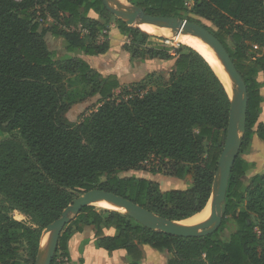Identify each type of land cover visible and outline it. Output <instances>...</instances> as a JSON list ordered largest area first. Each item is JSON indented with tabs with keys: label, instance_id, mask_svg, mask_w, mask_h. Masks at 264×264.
Wrapping results in <instances>:
<instances>
[{
	"label": "trees",
	"instance_id": "trees-1",
	"mask_svg": "<svg viewBox=\"0 0 264 264\" xmlns=\"http://www.w3.org/2000/svg\"><path fill=\"white\" fill-rule=\"evenodd\" d=\"M125 1L151 16L201 25L191 14L210 21L217 31L204 27L224 46L245 83V132L225 213L215 233L179 238L117 211L85 207L63 228L50 264L58 258L69 262L68 241L85 226L95 229V248L109 255L124 250V264H140L141 245L171 255L167 264H264V170L246 183L255 164L241 158L255 135L264 144L257 81L264 77V56L253 48L264 42V0H193L189 9L186 0ZM90 12L98 20L89 18ZM110 17L101 0H0V264H35L42 231L86 191L113 193L175 222L200 213L211 196L230 113L223 84L194 50L186 46L184 53L116 19L118 32L129 39L123 48L131 59L175 60L170 84L151 74L135 94L124 92L115 76L102 77L78 57L107 50L106 43L94 41L107 31ZM47 35L62 38L65 52L75 58L55 60ZM67 75H75L80 86L60 93ZM87 98H96L95 111L71 124L68 109ZM127 171L172 177L189 187L163 192L148 179L118 176ZM13 212L28 217L31 226ZM228 225L234 230L224 239L220 232ZM109 228L113 236L104 235Z\"/></svg>",
	"mask_w": 264,
	"mask_h": 264
},
{
	"label": "water",
	"instance_id": "water-1",
	"mask_svg": "<svg viewBox=\"0 0 264 264\" xmlns=\"http://www.w3.org/2000/svg\"><path fill=\"white\" fill-rule=\"evenodd\" d=\"M103 7L116 19L123 21L128 27L141 30V22H151L169 30H182L183 33L190 34L204 42L217 56L223 65L225 72L229 75L234 85L231 91L230 113L226 129L225 139L221 154L218 159L217 170L214 177L210 201L211 218L203 223L187 226L180 222L169 221L154 213L138 206L127 199L117 196L110 192L99 189L86 191L72 201L70 205L62 212L59 219L48 225L44 232L50 235L49 241L43 249V255L39 252L35 264H50L56 251L58 239L63 228L77 216L83 208L92 206L95 202H105L120 210V213L128 216L141 226L151 230L159 231L166 235L179 238H200L215 233L221 223L225 213V196L230 174L234 163L240 155L242 135L245 132L247 93L246 86L236 67L231 60L228 52L221 42L204 26L195 22L185 21L176 17L166 18L160 16H151L143 12L137 6L129 3L128 10L115 8L111 0H101ZM126 2V1H125ZM169 44L168 40H164ZM207 202V204H208ZM206 204V205H207ZM119 212V211H118ZM42 233V234H43ZM42 236V235H41Z\"/></svg>",
	"mask_w": 264,
	"mask_h": 264
},
{
	"label": "rangeland",
	"instance_id": "rangeland-1",
	"mask_svg": "<svg viewBox=\"0 0 264 264\" xmlns=\"http://www.w3.org/2000/svg\"><path fill=\"white\" fill-rule=\"evenodd\" d=\"M17 2L21 1V0H16ZM131 8V7H129ZM97 16V15H96ZM113 16V15H112ZM189 18H192L193 20H196L198 22H200V24L202 26H205L207 28H211L213 31H217V28L208 20L204 19V18H200L197 17L195 15H188ZM98 17V16H97ZM185 21H188L187 19H184ZM100 22L103 23V21H101L99 19ZM115 21L116 18L110 17L109 18V24H108V29L107 31L114 32L116 34V32H118L116 25H115ZM45 24H51L50 20H47ZM113 28V29H110ZM113 30V31H111ZM106 33H101L97 36V38L95 39L94 43L95 44H99V45H103L106 43L105 37H109L110 35H105ZM115 34H111V38L112 40L115 39L116 35ZM157 38H153L155 40H168L169 44H171L172 46H174L176 49H181L184 53H188V51L185 49V45L176 42L175 40L171 39V38H163V37H159L156 36ZM46 42L48 45V48L50 49V51L53 53V58L57 61H66L68 59H72L75 58L76 55H71V54H67L64 50V46H65V42L62 38H56V37H52L51 35H47L46 36ZM225 43L227 45L230 46V41L229 39L225 40ZM182 47V48H181ZM188 48V47H187ZM248 62V61H247ZM174 63L175 60H169V61H162L160 67L158 65H151V64H144V65H138V67H135L134 70L130 73L129 76H127L126 78H123L124 81L127 82H135V81H140L142 75L145 72H151L154 71L156 72L155 74H153L154 76L158 77L160 79V84H170L171 80H172V71L174 69ZM243 64H247L246 62H241ZM147 79L144 82L141 83H136V84H131V85H125L123 86V90H125L124 92H128L130 94H135L137 89V86H142L144 83L146 84ZM159 84V82L157 81L156 84H152V85H147L146 86V90H149L151 88H153L155 85ZM80 86V81L78 80V78L75 75H67L65 82L62 84V86H60V93H64L66 91H68L69 89H74V88H78ZM144 86V85H143ZM119 92H115L114 97L117 98L119 96ZM96 109V98H87L82 102L76 103L74 105H72L67 113L65 114V117L71 122V124L76 125L79 122L82 121L83 118L89 116L91 113H93ZM203 145L205 146V142L203 143ZM241 158H243L244 160H246L249 163H254L255 167L251 168L244 176L243 180L247 183L248 180L254 176L255 174L261 173L264 170V144L259 141L258 138H256V136L253 137L252 142H251V146L248 150V152L246 154L241 155ZM142 172V171H141ZM166 172V171H165ZM146 172H142V173H138V171H127L125 173H120L118 176L119 177H130V176H135L137 178H147L150 179L151 181H153L154 183H156L158 185V187L161 189L164 188H168V187H172V188H182V189H187L189 186L186 185L185 182H177V183H171L169 186L167 185L168 181H170L171 178L161 175L158 176L156 178H150L149 173ZM103 180V179H102ZM81 195V194H79ZM4 204V199L2 198V196H0V205ZM12 217H14L16 220L18 221H22L28 225L31 226L30 223V219L22 214H17V213H12L11 214ZM233 226L232 225H228L226 228L222 229V231L220 232V236L224 239L228 238L229 234L233 231ZM44 232V230L42 231V233ZM45 234V233H43ZM147 251H149V253L146 251V249H144V253L146 254L145 258L141 261L140 264H167L168 260L171 258V255H166L164 253H159L158 251L150 248L149 246H147Z\"/></svg>",
	"mask_w": 264,
	"mask_h": 264
},
{
	"label": "crops",
	"instance_id": "crops-1",
	"mask_svg": "<svg viewBox=\"0 0 264 264\" xmlns=\"http://www.w3.org/2000/svg\"><path fill=\"white\" fill-rule=\"evenodd\" d=\"M88 17L94 20H98V17L93 13L90 12ZM113 29V28H110ZM113 31V30H111ZM105 35H110L109 37H105L107 50L100 55L87 57V56H78L83 61L87 62L90 68L97 73H99L102 77L107 76H115L118 79V82L121 86L131 85L136 83L143 82L147 76L151 74H155L156 72H145L140 81L135 82H127L124 81L123 78H126L130 75V73L134 70L135 67L138 65L144 64H151V65H158L160 67L162 60L159 59H149L145 61L140 60H133L131 59L130 54L123 48V45L129 44V39L125 36L120 35L119 32H109L104 31ZM115 34L116 37L114 40L111 38V34ZM256 56H264V42L254 44ZM259 83L262 84V88L260 90L261 96V114L259 116V122L264 125V77L260 75L257 79ZM256 136V135H255ZM257 138V136H256ZM138 173H142L139 172ZM146 174V173H144ZM150 178H156L161 175H148ZM171 178L168 181L167 185L169 186L171 183L182 182L181 180ZM147 179V178H144ZM150 180V179H148ZM151 181V180H150ZM186 189V188H185ZM182 188H164L161 191H170V190H185ZM14 214L18 212H13ZM21 216V215H20ZM105 236H113L115 234V230L113 228L105 229L104 230ZM94 236H95V229L92 226H85L81 233L74 234L68 241V251L70 254L69 264H124L126 258V252L124 250H116L109 255L103 249H97L94 246ZM141 253H142V260L145 258L146 254L144 253V249L147 251V245L139 246ZM149 253V251H147ZM82 260V263L80 262ZM141 260V261H142ZM141 263V262H140Z\"/></svg>",
	"mask_w": 264,
	"mask_h": 264
},
{
	"label": "bare ground",
	"instance_id": "bare-ground-1",
	"mask_svg": "<svg viewBox=\"0 0 264 264\" xmlns=\"http://www.w3.org/2000/svg\"><path fill=\"white\" fill-rule=\"evenodd\" d=\"M111 4L118 9L121 10H128L129 5L125 0H111ZM142 32H144L147 35L151 36H159L163 38H171L175 40L176 42H179L188 48L194 50L196 53H198L212 68V70L215 72L217 77L219 78L220 82L223 84L228 96L230 99H232L231 91L235 88L231 78L229 75L225 72V69L223 65L221 64L220 60L217 58V56L214 54V52L199 38L192 36L187 33H183L181 30H169L166 28H163L159 24L151 23V22H141L140 24ZM95 208H101V209H107V210H113V211H119L116 207L107 204L105 202H95L92 204ZM211 218V211H210V201L205 206V208L198 214L194 215L193 217L184 220L181 222L183 225L187 226H194L203 222L208 221ZM50 235L48 234H42L40 239V246H39V256L41 257L43 255V249L46 246L47 242L49 241Z\"/></svg>",
	"mask_w": 264,
	"mask_h": 264
},
{
	"label": "built area",
	"instance_id": "built-area-1",
	"mask_svg": "<svg viewBox=\"0 0 264 264\" xmlns=\"http://www.w3.org/2000/svg\"><path fill=\"white\" fill-rule=\"evenodd\" d=\"M192 2H193V0H186L185 3H184V6L189 9L192 6ZM78 31L80 32V34L82 36L83 35H87V33H88L87 30H84V29H79ZM253 48L255 49L254 46H253ZM57 263L58 264H69V262H68V260L66 258H58L57 259Z\"/></svg>",
	"mask_w": 264,
	"mask_h": 264
}]
</instances>
